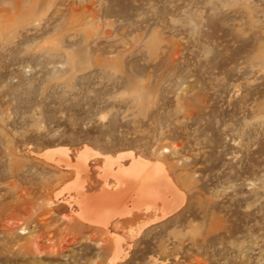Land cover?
I'll return each instance as SVG.
<instances>
[{"label":"rangeland","instance_id":"rangeland-1","mask_svg":"<svg viewBox=\"0 0 264 264\" xmlns=\"http://www.w3.org/2000/svg\"><path fill=\"white\" fill-rule=\"evenodd\" d=\"M103 155L174 192L89 221ZM0 264H264V0H0Z\"/></svg>","mask_w":264,"mask_h":264},{"label":"bare ground","instance_id":"bare-ground-1","mask_svg":"<svg viewBox=\"0 0 264 264\" xmlns=\"http://www.w3.org/2000/svg\"><path fill=\"white\" fill-rule=\"evenodd\" d=\"M67 150V148L53 150L54 152L63 155V159H58V162L62 161L65 167H76L78 164L76 167L79 168V170L77 169L78 171H76L77 175L81 170H86L85 162L87 156L91 154V150L83 148L77 151L76 163H72L69 160ZM46 152L48 153L49 151ZM93 155H98V152H95ZM120 157L122 156L103 155L104 163L107 165L113 163L117 164L116 169L107 174L113 177V186H109V183L106 182L102 188V191L106 195L105 201L95 204L92 201L86 200V195L82 190L78 189L76 191V195L74 196L75 201L79 204L82 214L86 219H89V221L91 220L92 222H98L107 226L109 222L116 221L118 217L129 215L131 210L129 209V206H126V203L130 194H132V196L135 195L137 204H139V201H142L140 197H145L146 201L141 204H143L144 210L149 211L153 207L152 202L155 200L163 201L166 192H174L175 190V187L170 182V178L166 174L163 164L160 161L137 158L133 159L132 163L130 162L131 165L124 166L120 162ZM132 157L133 156H131V158ZM82 159L84 162H81ZM160 183L165 185V189L159 187ZM81 187L83 188V186H80V188ZM109 187L114 191H107L106 188L109 189ZM120 192L124 193L123 196L120 199L114 198V195ZM108 199L109 201H107ZM120 240L119 237H113L112 239L111 245L113 246L115 255L120 251Z\"/></svg>","mask_w":264,"mask_h":264}]
</instances>
